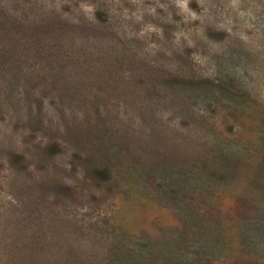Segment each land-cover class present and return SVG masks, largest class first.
I'll return each instance as SVG.
<instances>
[{"label":"rangeland","instance_id":"374dc122","mask_svg":"<svg viewBox=\"0 0 264 264\" xmlns=\"http://www.w3.org/2000/svg\"><path fill=\"white\" fill-rule=\"evenodd\" d=\"M10 2L0 264H264V0Z\"/></svg>","mask_w":264,"mask_h":264},{"label":"trees","instance_id":"16d2710c","mask_svg":"<svg viewBox=\"0 0 264 264\" xmlns=\"http://www.w3.org/2000/svg\"><path fill=\"white\" fill-rule=\"evenodd\" d=\"M11 1V0H10ZM9 0H0V12H2L5 15V18L3 20V25L8 26L7 30L4 31L8 34L13 33V28L17 29L19 24H22L20 22V19L18 17H15V14L13 13L12 8L10 7L11 2ZM66 27H62L60 30L61 32H65ZM13 42L10 40H7L5 42V45L1 48V52H3L2 56H0V64L3 63V59L10 56L9 53H12L13 49ZM223 264H253L248 262H241V263H223Z\"/></svg>","mask_w":264,"mask_h":264}]
</instances>
